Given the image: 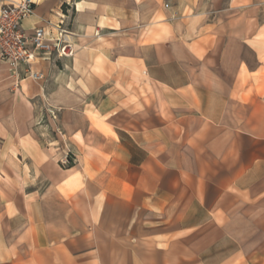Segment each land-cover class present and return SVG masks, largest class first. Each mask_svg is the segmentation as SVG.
<instances>
[{
  "label": "crops",
  "instance_id": "crops-1",
  "mask_svg": "<svg viewBox=\"0 0 264 264\" xmlns=\"http://www.w3.org/2000/svg\"><path fill=\"white\" fill-rule=\"evenodd\" d=\"M39 26L72 55L0 63V264H264V0H36Z\"/></svg>",
  "mask_w": 264,
  "mask_h": 264
},
{
  "label": "built area",
  "instance_id": "built-area-1",
  "mask_svg": "<svg viewBox=\"0 0 264 264\" xmlns=\"http://www.w3.org/2000/svg\"><path fill=\"white\" fill-rule=\"evenodd\" d=\"M35 4L36 0H0V63L7 64L15 78L20 75V66L25 67V73L33 80L42 78L41 72L30 69L38 52L54 47L58 56L72 55L71 45L61 28L56 31L53 44L42 26L34 28L30 36L25 34L22 22L32 15ZM164 7L168 8L169 4L165 3Z\"/></svg>",
  "mask_w": 264,
  "mask_h": 264
},
{
  "label": "rangeland",
  "instance_id": "rangeland-1",
  "mask_svg": "<svg viewBox=\"0 0 264 264\" xmlns=\"http://www.w3.org/2000/svg\"><path fill=\"white\" fill-rule=\"evenodd\" d=\"M51 132H52V129H51ZM53 134H54L55 137L57 136L56 134H58V136L61 137V134L59 133V131L56 128L54 129ZM56 138H58V137H56ZM45 146L53 147L54 145L53 144H49V146H48V144L47 145L45 144ZM71 158H73V155H71L70 152H67V151L64 150V152L58 158V163H59V165L61 167H66V166L70 165V163H73V160Z\"/></svg>",
  "mask_w": 264,
  "mask_h": 264
},
{
  "label": "bare ground",
  "instance_id": "bare-ground-1",
  "mask_svg": "<svg viewBox=\"0 0 264 264\" xmlns=\"http://www.w3.org/2000/svg\"><path fill=\"white\" fill-rule=\"evenodd\" d=\"M31 78V77H30Z\"/></svg>",
  "mask_w": 264,
  "mask_h": 264
}]
</instances>
